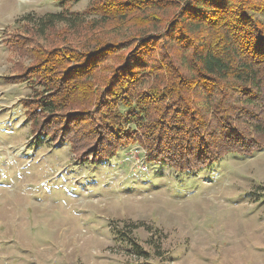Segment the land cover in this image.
I'll return each mask as SVG.
<instances>
[{
	"label": "trees",
	"instance_id": "1",
	"mask_svg": "<svg viewBox=\"0 0 264 264\" xmlns=\"http://www.w3.org/2000/svg\"><path fill=\"white\" fill-rule=\"evenodd\" d=\"M86 15L13 44L33 58L13 80L42 88L22 101L33 133L94 163L137 142L180 174L264 150V0H90Z\"/></svg>",
	"mask_w": 264,
	"mask_h": 264
},
{
	"label": "rangeland",
	"instance_id": "2",
	"mask_svg": "<svg viewBox=\"0 0 264 264\" xmlns=\"http://www.w3.org/2000/svg\"><path fill=\"white\" fill-rule=\"evenodd\" d=\"M89 4L0 0V264H264V150L180 174L137 142L94 163L32 132L22 101L42 88L13 80V44L50 41L25 31L51 15L90 22Z\"/></svg>",
	"mask_w": 264,
	"mask_h": 264
},
{
	"label": "built area",
	"instance_id": "3",
	"mask_svg": "<svg viewBox=\"0 0 264 264\" xmlns=\"http://www.w3.org/2000/svg\"><path fill=\"white\" fill-rule=\"evenodd\" d=\"M142 152V151H141ZM145 150H144V154H145ZM140 162V167H139V170H142L143 172L147 171L148 169V166H147V163L145 162L144 159H142V161H139Z\"/></svg>",
	"mask_w": 264,
	"mask_h": 264
},
{
	"label": "bare ground",
	"instance_id": "4",
	"mask_svg": "<svg viewBox=\"0 0 264 264\" xmlns=\"http://www.w3.org/2000/svg\"><path fill=\"white\" fill-rule=\"evenodd\" d=\"M22 153H19V154H16V156H20V157H22ZM27 182V181H26ZM3 188V187H2ZM18 188V187H17ZM22 188V187H21ZM6 189V188H5ZM21 194V193H20ZM78 202V201H77ZM17 206V205H16ZM22 207V206H21ZM72 208V207H71ZM36 210H38V209H36ZM39 211V210H38ZM22 212V211H21ZM20 212V213H21ZM42 212V211H41ZM40 213V212H39ZM23 217V216H22ZM25 223V222H24ZM3 224V223H2ZM19 225V224H18ZM17 227V226H16ZM20 228V227H19ZM69 228V227H68ZM67 230V229H66Z\"/></svg>",
	"mask_w": 264,
	"mask_h": 264
}]
</instances>
